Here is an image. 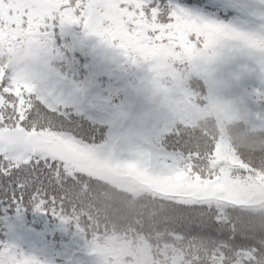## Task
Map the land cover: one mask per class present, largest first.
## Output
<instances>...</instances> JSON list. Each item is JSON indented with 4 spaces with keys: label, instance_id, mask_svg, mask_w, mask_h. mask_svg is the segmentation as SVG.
<instances>
[{
    "label": "trees",
    "instance_id": "16d2710c",
    "mask_svg": "<svg viewBox=\"0 0 264 264\" xmlns=\"http://www.w3.org/2000/svg\"><path fill=\"white\" fill-rule=\"evenodd\" d=\"M96 1L0 0V136L17 128L83 151L103 143L107 126L48 106L32 85L16 82L10 51L26 50L31 31L45 34L61 55L51 62L54 76L93 101V86L110 83L92 72L63 24L78 20L84 37ZM208 2L153 0L136 8L134 18L169 25L182 4L210 9L216 21L234 17ZM248 2L264 21V0ZM187 85L207 111L154 134L151 144L178 158L173 170L156 165L150 185L136 178L115 185L69 157L0 152V264H264V128L221 120L208 111L206 82L192 78ZM249 95L264 115V96L253 89ZM198 187L209 193L199 198L187 191Z\"/></svg>",
    "mask_w": 264,
    "mask_h": 264
},
{
    "label": "rangeland",
    "instance_id": "374dc122",
    "mask_svg": "<svg viewBox=\"0 0 264 264\" xmlns=\"http://www.w3.org/2000/svg\"><path fill=\"white\" fill-rule=\"evenodd\" d=\"M152 1L125 0L122 8L115 0H97L84 37L77 34L78 20L65 19L63 32L73 48L97 77L110 83L93 86V101L54 76L51 62L61 55L51 51L45 34L31 31L26 50L10 49L16 82L32 85L47 105L72 108L107 126L103 143L85 149L91 157L86 168L115 185L134 178L150 185L158 164L175 169L178 155L151 143L154 134L191 124L207 111L187 85L192 78L207 84L208 111L226 122L242 119L254 129L264 128V115L249 95L253 89L264 96V21L248 0H209V8L235 14L226 21H216L210 9L190 4L177 6L169 25L135 19L134 10ZM150 30L156 32L152 44ZM1 134L0 152L41 151L68 160V150L57 138L52 137L59 142L49 143L42 136L40 141L17 128ZM205 188L187 191L200 198L209 193Z\"/></svg>",
    "mask_w": 264,
    "mask_h": 264
},
{
    "label": "water",
    "instance_id": "95a60500",
    "mask_svg": "<svg viewBox=\"0 0 264 264\" xmlns=\"http://www.w3.org/2000/svg\"><path fill=\"white\" fill-rule=\"evenodd\" d=\"M68 153L70 157L78 163H87L90 160V157L87 154L71 147L68 148Z\"/></svg>",
    "mask_w": 264,
    "mask_h": 264
}]
</instances>
